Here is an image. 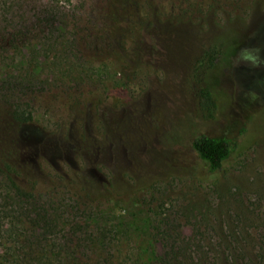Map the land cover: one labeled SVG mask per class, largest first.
Listing matches in <instances>:
<instances>
[{"label":"rangeland","instance_id":"374dc122","mask_svg":"<svg viewBox=\"0 0 264 264\" xmlns=\"http://www.w3.org/2000/svg\"><path fill=\"white\" fill-rule=\"evenodd\" d=\"M250 46L264 0H0L16 179L52 203L19 230L48 264H264V65L236 63ZM200 135L234 143L219 171Z\"/></svg>","mask_w":264,"mask_h":264},{"label":"trees","instance_id":"16d2710c","mask_svg":"<svg viewBox=\"0 0 264 264\" xmlns=\"http://www.w3.org/2000/svg\"><path fill=\"white\" fill-rule=\"evenodd\" d=\"M138 41L140 47H145L144 39L139 38ZM220 54L213 50L201 63L209 69L215 67ZM205 74L206 72L202 71L196 81L205 82ZM17 115V121L30 120L32 117L30 113L27 116L24 113ZM15 124L8 114L0 111V264H48L49 259L46 256L43 259L37 252V247L42 246L35 244L26 230H19L27 227L26 219L30 213L50 210L52 203L49 200L47 207L42 199L43 195L22 187L16 179L23 169L19 163L23 162L25 149L22 145L25 141L16 133ZM233 144L230 139L206 135H200L193 141L194 149L199 158L207 164L210 172L222 168L231 155ZM35 254H38V258H34Z\"/></svg>","mask_w":264,"mask_h":264},{"label":"clouds","instance_id":"9594fccd","mask_svg":"<svg viewBox=\"0 0 264 264\" xmlns=\"http://www.w3.org/2000/svg\"><path fill=\"white\" fill-rule=\"evenodd\" d=\"M236 63H245L253 68L264 65V50L260 47H242L237 53Z\"/></svg>","mask_w":264,"mask_h":264}]
</instances>
